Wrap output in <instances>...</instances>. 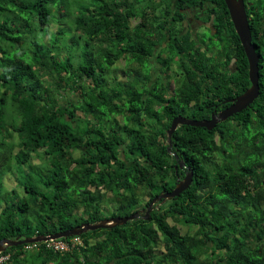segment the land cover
Listing matches in <instances>:
<instances>
[{
  "label": "trees",
  "instance_id": "16d2710c",
  "mask_svg": "<svg viewBox=\"0 0 264 264\" xmlns=\"http://www.w3.org/2000/svg\"><path fill=\"white\" fill-rule=\"evenodd\" d=\"M81 1L77 8L79 0H0V196L3 178L19 175L16 188L0 198V240L52 235L136 212L144 217L150 201L184 176L174 169L178 161L193 172L192 182L178 197L156 202L148 220L58 239L66 250L48 242L10 247L0 253L8 255L2 264H264V0H244L259 56L258 98L211 131L179 126L170 152L166 131L174 117L206 120L214 108L227 106L222 102L233 90L240 94L250 85L224 0H177L174 6L177 12L196 7L215 14L221 67L215 69V59L208 62L211 49L194 54L192 46L179 51L185 60L177 63L186 75L207 80H179L169 91L158 81L148 87L150 78L139 70L137 78L126 72L130 83L110 92L106 78H95L93 64L75 67L72 54L58 53L64 29L50 34L49 46L43 41L48 25L73 19L71 40L86 38L82 54L96 42L106 66L124 60L140 69L154 42L146 39V29L142 39L134 38L131 18L141 16L140 28H146L148 11L172 8L167 0ZM231 58L240 66L232 87ZM42 78L55 94L45 92ZM61 94L75 98L64 105ZM117 116L122 126L105 125L107 119L116 124ZM152 120H166L167 126L149 130ZM214 154L220 164L206 167ZM37 156L40 164L33 162ZM74 239L81 244L71 245ZM33 245L38 253L27 258L25 248Z\"/></svg>",
  "mask_w": 264,
  "mask_h": 264
},
{
  "label": "flooded vegetation",
  "instance_id": "af4514ba",
  "mask_svg": "<svg viewBox=\"0 0 264 264\" xmlns=\"http://www.w3.org/2000/svg\"><path fill=\"white\" fill-rule=\"evenodd\" d=\"M167 1L169 2L170 8H172L171 12L168 13L165 10H162L161 7L159 6L157 7L158 10L148 11L149 13L147 14L146 23H145L146 28H140V26L143 24L142 21L143 18L141 16H135L131 18V28L133 30L132 34L136 40L143 38L142 31L146 29L148 33L146 39L148 40L150 39L151 42H154L152 45L153 52L149 57V59H147L146 61V63L150 64L152 69L151 72L147 74L148 77L150 78L149 81L150 84L148 87L152 88L154 83L157 82L158 79H159L158 81L159 83L163 82L165 84V82L167 83V81H169L170 75H172L173 79H170L169 81L170 84L168 86L165 84V86L168 87L169 91H173L182 83V82H177L179 80L189 81L192 79H196L199 82H201L202 80L208 79L207 77H204L202 75H186L184 69H181V71L180 69H178L177 63L179 58L185 60V58L182 57V54L179 53L180 50H185L189 46H192V51H190V53L193 52L195 54L196 53L195 50L197 48H202L204 49V51L205 50L209 51V49H211L212 51H210V54H208L209 55L208 62H211L212 59H215L216 57L215 55L217 54V49L218 47H220L221 44L219 43L220 38L217 32L219 26L215 23V17H214L215 14L202 11L196 7L188 8L187 10L185 9L180 12H177L174 10V6L178 1L177 0H167ZM166 13L168 16H166ZM209 14L211 15V18L207 17ZM229 34H231L230 31ZM228 47L230 49L231 44L227 45V48ZM173 48L175 52L174 54H171V50ZM222 62H224L223 59L220 60V64L218 65L217 61L215 60L214 63L216 70L221 67L220 65ZM172 68H175L176 72L172 71L171 70ZM239 69L240 66L237 63L236 59L231 58L227 66V70L231 75V77L230 76L228 77L231 87L233 86V83H235V79L232 80V78L233 77L235 78L237 76ZM138 71L139 68L138 67L136 68V64H135V78H137L138 76ZM259 81H260V75H259ZM204 84L205 83H201V85ZM249 86L246 88V90L249 88ZM246 90H244L240 94H235V91L233 90L231 92L232 96L224 100L222 103L227 105L226 107H228L229 105L232 104V102H227V100L235 99L239 95L243 94ZM153 94L154 92L150 94L152 98L154 96ZM210 95L213 96L214 93H210ZM215 106L217 107V105ZM226 107L222 109L218 108V110L217 108H214L210 116L212 114H217ZM209 119L210 117L206 120ZM182 171L184 172V175L188 173V171L185 169H182Z\"/></svg>",
  "mask_w": 264,
  "mask_h": 264
},
{
  "label": "water",
  "instance_id": "95a60500",
  "mask_svg": "<svg viewBox=\"0 0 264 264\" xmlns=\"http://www.w3.org/2000/svg\"><path fill=\"white\" fill-rule=\"evenodd\" d=\"M226 8L228 10L231 22L235 33L241 43L245 57L248 63V78L250 82L249 88L241 95L233 100H227V102H232L231 105L218 112L217 114H212L209 120H191L182 116L174 117L170 126L166 131L167 135V151L170 152L172 144L171 137L172 134L179 126H192L205 128L207 131L213 130L219 122L226 121L230 117L234 116L249 107L259 96V56L256 53L255 47L252 43L251 31L249 27L248 17L245 10L244 0H224ZM177 159V157L175 158ZM175 171L178 169H185L188 171L182 180H177L174 188L170 192H164L154 197L148 204L147 211L144 217H141L138 212L131 214L127 217H114L109 219L101 220L100 222L94 224H82L73 229L59 232L47 236H34L31 238H16L14 240L3 238L0 240V253L4 252L7 248L25 245V244H36V243H46L49 241H54L60 238H69L74 236H79L87 231H95L98 229H109L117 226H122L129 221H133L138 218L145 220L149 219V214L152 210V206L158 201L172 200L178 197L182 192H184L192 182L193 172L189 171V168L185 166L183 161H178V165L174 166Z\"/></svg>",
  "mask_w": 264,
  "mask_h": 264
},
{
  "label": "rangeland",
  "instance_id": "374dc122",
  "mask_svg": "<svg viewBox=\"0 0 264 264\" xmlns=\"http://www.w3.org/2000/svg\"><path fill=\"white\" fill-rule=\"evenodd\" d=\"M79 3H76V7L78 8V6L80 7L81 4L84 3V1L79 0ZM56 9H53V13L54 15L56 14ZM5 13H1L0 17H3ZM11 16V15H10ZM74 17V16H73ZM60 20V19H59ZM19 22H21V20H19ZM74 23L73 19H67V20H61L58 21L57 19H54L50 25H48L49 27V31L50 32L44 39L43 41L49 46L50 45V34L54 35L56 30L58 29H64L65 35L63 37V39H65V46L61 40V42H58V53L61 56H65L67 53L68 54H72L74 56L73 59V64L75 67H78L80 64H83L85 62H90L91 64H93V66H95L96 70V77L95 78H106L107 80V89L105 88V91L110 92L112 89L116 88V89H123L125 87L122 86H126L127 83H130V80L128 79L129 77L127 76L126 72L130 74L131 77H135V69L134 66H125V62L124 60L122 61H118L115 62L114 66L112 67H108L105 64V57L103 55H105V53H102V49L98 46L95 45L96 42L90 43L89 44V49L88 52L86 54H82L85 51L86 48V38L83 36L81 38H78L77 40L72 41L71 40V31L69 29L70 26H72V24ZM39 29V28H38ZM41 34V30L37 31V37L36 39L39 40ZM75 37V34H73ZM24 42H27V40L25 39ZM76 44H79L78 46H75ZM23 49L27 48V43H24L23 45ZM75 47V48H73ZM11 48V47H10ZM20 50V49H19ZM18 50V51H19ZM17 51V53H18ZM108 51H112L111 48H108ZM12 54L14 53L13 50L11 49ZM215 60L217 61V63L219 62V58L217 57V55H215ZM102 61V63H100ZM106 71L104 75H101L100 71ZM116 70V72H115ZM129 70V71H128ZM139 70H141L142 74H148L151 72V66L148 63H145L143 65L142 68H140ZM172 71H175V68L171 69ZM114 72V73H113ZM131 79V78H130ZM170 79H173V76L170 75L169 77V81ZM159 81V79H158ZM169 81H167V83L165 82V84L168 86L170 83ZM42 82L43 83H47L46 85V93H52L55 94L54 91H52L51 89V85H50V81L46 80L45 78H42ZM83 82V81H82ZM147 84L149 85L150 82H147ZM60 99V102L64 105H66V103L68 101H72V99H74V96H70V95H60L57 96ZM154 107H156V105H154ZM80 109V108H79ZM75 116H79L81 118H84V116L82 115V113L80 111H76V115ZM88 119H90V116H88ZM116 124H114V121L112 119H107L104 120L105 125H110L113 127H120L123 125V120L121 118V116H117L116 117ZM86 126V124H84V127ZM167 126V121L166 120H152L150 122L147 123L146 128L147 129H165ZM34 164H40L42 162V157L41 156H37L34 160H33ZM221 162V158L214 154V155H210L208 162L206 163V167H214L215 165L220 164ZM19 178L18 174H14V178L13 179H9V178H3L2 182H3V186H4V191L1 194L0 198H3L2 195L8 193L10 191L11 188H16V180ZM13 180V181H12ZM142 189H146L145 186L142 185V187L140 188ZM147 194H149L147 192ZM166 203V201H165ZM144 210H140V213L143 214ZM181 227V225H179ZM183 229V228H182ZM73 244L78 243L81 244V240L78 239H74L72 241ZM55 245V243H49L48 246H52ZM34 253L36 255V253H38V248L36 246H29L27 248H25V256L27 258L30 257V254ZM4 259L8 257V255L6 256H2ZM29 263V260H28Z\"/></svg>",
  "mask_w": 264,
  "mask_h": 264
},
{
  "label": "built area",
  "instance_id": "2783aa9c",
  "mask_svg": "<svg viewBox=\"0 0 264 264\" xmlns=\"http://www.w3.org/2000/svg\"><path fill=\"white\" fill-rule=\"evenodd\" d=\"M49 243H55V245H52V246H48ZM48 247L50 248H53L55 250L59 249V250H66L68 248V245L67 243L65 242H61V241H57V240H54V241H49L48 242ZM71 245H74L73 243ZM34 246V245H33ZM8 258V257H7ZM7 258H3L2 256H0V264H2V262L6 261Z\"/></svg>",
  "mask_w": 264,
  "mask_h": 264
},
{
  "label": "clouds",
  "instance_id": "9594fccd",
  "mask_svg": "<svg viewBox=\"0 0 264 264\" xmlns=\"http://www.w3.org/2000/svg\"><path fill=\"white\" fill-rule=\"evenodd\" d=\"M58 240V239H57ZM47 243V242H46ZM27 248V247H26Z\"/></svg>",
  "mask_w": 264,
  "mask_h": 264
}]
</instances>
